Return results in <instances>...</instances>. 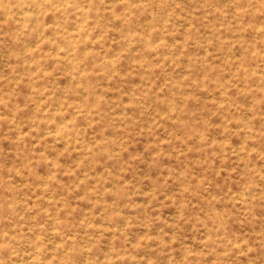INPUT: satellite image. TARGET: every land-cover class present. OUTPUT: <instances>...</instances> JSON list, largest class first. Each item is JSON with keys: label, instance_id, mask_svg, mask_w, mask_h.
<instances>
[{"label": "rangeland", "instance_id": "374dc122", "mask_svg": "<svg viewBox=\"0 0 264 264\" xmlns=\"http://www.w3.org/2000/svg\"><path fill=\"white\" fill-rule=\"evenodd\" d=\"M0 264H264V0H0Z\"/></svg>", "mask_w": 264, "mask_h": 264}]
</instances>
